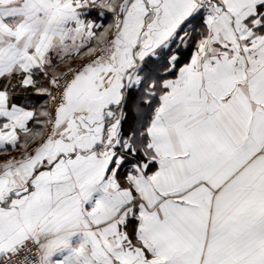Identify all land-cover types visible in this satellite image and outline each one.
<instances>
[{"label": "snow or ice", "instance_id": "6c2138e0", "mask_svg": "<svg viewBox=\"0 0 264 264\" xmlns=\"http://www.w3.org/2000/svg\"><path fill=\"white\" fill-rule=\"evenodd\" d=\"M0 264H264V0H0Z\"/></svg>", "mask_w": 264, "mask_h": 264}]
</instances>
